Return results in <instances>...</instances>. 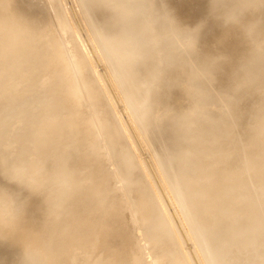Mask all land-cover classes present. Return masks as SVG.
Instances as JSON below:
<instances>
[{
	"label": "rangeland",
	"instance_id": "374dc122",
	"mask_svg": "<svg viewBox=\"0 0 264 264\" xmlns=\"http://www.w3.org/2000/svg\"><path fill=\"white\" fill-rule=\"evenodd\" d=\"M59 1V9L63 20L62 22H64L63 28H60L58 26V23L52 20L51 12H53V7L48 0H0V48H2L0 49V52L2 53V57L8 55V57H6L4 61L2 60L4 58L1 59L3 63L2 61H0V64H8V61L10 64L12 63L11 65L9 64L11 67H7L8 70L7 68H4L5 66H2L3 72L6 73L3 74L5 76H7L8 74V76L10 77L11 73L13 75L19 70H22V74L19 71L18 74H14L16 75V77L14 75V77H10L18 78L14 80L12 79L13 82L11 81V79H7L8 76L5 77V79H7L6 81H8L7 83L5 82V80L3 82L2 79H4V77L2 76V70L0 69V77H3H1L2 81L0 80V82L2 83L0 84L5 83L0 87H4V85L7 84V88L5 86L6 91L4 90V88L2 90H4L5 93L11 95L10 97H8L7 94H4V97L7 95L8 103H13L15 98H17L19 101L18 103L14 102L16 105H13H15L16 107L13 106L12 108H10L11 104H6L8 106H6L7 109L10 108L15 111L16 108H19L17 109L18 112L16 115L18 117H14L16 114L14 113V116L9 118L12 114L9 111L10 115H6L8 111H6L7 109H5L4 111H6V113L4 112L5 114L1 115L4 118H0V120L5 119L3 120V123L7 126L5 127L4 125L3 127L1 125L2 128L0 126V129L2 130L6 128V130L4 131H7V133L5 132L6 134L4 135H8L9 137L7 136V138L10 139H6V137L3 138L6 139V141L11 140L6 142V144L10 142L9 145L11 147L6 144L4 145V139H2L3 142L1 141L0 143L4 145V148L0 145V153L2 152L0 155V172H3H1V174L3 175L0 174V196H2L0 198V204H3L0 205V213L3 214H0V221L4 222L5 219L3 216H5V213H10L11 215L13 214V216H11L10 214H6L7 217L5 218L8 221L5 220V223H0V235L2 233V236H0L2 237L0 239V248L2 249L0 250L2 251L4 249L5 252L8 250L10 252V254L9 252H6L7 254H1L0 251V254L2 255L0 256V261L2 260L1 264H10V262L13 261V264L28 263L25 260L27 259V257H24L25 259L21 257L26 255L25 253L27 250L25 249L27 247V239L30 240L28 244L29 248L30 246L32 249L36 248L34 246L35 240H31L33 239L34 235H36L35 232H32L33 237H29L31 236V234H28L27 231L21 227V225L32 226L31 230L38 228V230L40 231L41 229V232L43 233L42 234L40 232L41 237H43V239L41 240V247H46L48 245L49 235L57 221V217L55 216L57 212L60 213L59 215L62 218V222L65 227H67V229L65 228V230H63L62 238L64 239H61V241L57 243H62L63 248L57 247V251L60 254L67 256V258H69L68 260L70 261V264H84L85 260L89 259L94 249L93 247L96 244L95 240L93 241L92 238H90V242L88 243V238L83 233L85 227L88 226L90 228L93 223V220H91L93 218V215H91V217L88 216L91 214L89 209L94 204L98 203V200L101 197L98 194V190L91 191V187L93 186L92 179L95 173L97 174L98 172H100L101 174L102 172V182H105L106 179H109V181L105 183L106 187H112V185L116 186L117 188H120L121 186L123 187L124 191H121V193L120 191H116L115 194L118 198L121 197V200L126 203L125 211L127 217L130 216L128 214L129 212H131V210L127 208H131V206L127 202V196L130 197L133 195L131 193V184L128 181L126 170L122 168V162L120 160L117 147L115 146V141L113 140L115 134L111 132V129L109 128V124L108 122H106L108 121V118L105 114L107 113V110L109 108L118 119L120 126H123L122 129L124 128V122L120 115H118L119 113L115 108V105L113 104L116 103L118 110H122L124 112L121 113L124 118L127 117L125 114L127 113L126 109L122 107L119 101L120 99L118 100L116 99V97V101L115 103H113L114 100L109 94L112 87L118 86L119 90L122 89V93H124V97L126 99V102H124L127 103V108L131 110L134 118L138 120L143 115L142 111H140V104H138L137 102L136 94L132 90V88L137 89V85L139 86L141 81L146 80H144V76L142 78L143 71H133L132 67L130 71L131 73H133V75H131L129 72L124 70V64H122L121 61L119 62V59L117 60L115 56V49L118 48L119 42L117 36L115 35V32L112 33L117 25L120 28L122 27V32L124 31V33L121 35L122 39L135 35L139 31L141 32L140 29H135L136 25L134 24V21L137 19L136 13L139 10L143 0H77L76 7H74L72 0H67V2L66 0ZM167 1L168 0H159L160 3H164V7L160 5L161 7L158 6L156 8L157 12L161 10L159 14H162V24L170 33H168V35H165L164 37L163 42H165L166 44L169 43V40L171 41L170 38H174L175 36L171 35V32L176 31L178 35L182 36L187 35L182 31L191 32V30L201 29L205 26V29L202 30V32H200L197 36V42L199 44H197L196 42L194 44L193 42L191 45L187 46V48H183L184 51L180 58L181 60L186 61V67L188 66L192 70L198 63L197 56L187 53L189 48H202L204 47L205 42L208 40H210L211 44L213 43L212 48L214 53L216 55H219L220 57H223L228 63L231 76L229 84L230 88H228V90L230 89L231 91L228 92L229 94L226 95V97L229 98L228 102L230 103V105L224 102L217 89H215L214 87L212 88V90H214L212 91V96L214 98L216 97V95L218 96L216 102L218 106L217 111L220 112L222 110V106L226 109L229 106V111H227V113H229L231 123L228 130L229 132L224 136L221 135L222 137L220 136L218 139L219 143H221V146L224 147L225 153L220 156L216 155V159L217 161L222 160L218 163L231 164L232 168H236L235 170H237V173L233 175L236 177L230 175L227 178L228 182H232V184L236 185L238 194L241 193L244 196L249 197L253 201L255 207L252 209L253 212H256V210L264 212V36H258L255 39V51L252 54L253 45L245 33V26L250 24H256L257 30L264 33V0H196L197 7H195V11L193 10L192 12H190L189 16H187V18L185 19V26H179L176 24V22L175 24L171 22L168 16H170L174 21L176 17L174 18L172 10H169L167 8ZM172 1L178 3L180 0H171V2ZM251 3L254 5H252ZM20 4L22 5V8L17 7ZM14 5L17 6L15 7ZM190 5L191 2L186 1V7H189ZM238 5H240V7H246V9H243L241 12L240 22L238 24L225 23L224 13ZM80 9L82 13L80 12ZM178 9L180 10V8ZM182 9L185 10L184 14L189 12L186 8L182 7ZM236 11L237 9L234 8L233 14L228 16L229 20H234L236 18ZM178 13H180V11ZM32 15H38L39 18H45L47 19V21L45 23L39 22L40 24L37 23V20H35L34 18L31 21ZM125 16H127V20L124 22V25H120L123 23L119 20L125 18ZM99 17L101 18V21L99 20ZM203 18H205V20ZM201 20H204V22L202 21L201 23ZM259 22L261 24H259ZM260 25H262V27ZM51 34H54V38ZM108 34L111 36L114 35L112 36L113 39L109 40L115 45V49L114 46H109L110 43L108 41ZM194 34L195 33L193 32V35ZM201 43H203V46H201ZM61 52L63 54H61ZM203 52L204 54L209 56L208 51L205 50ZM4 53H6V55H4ZM87 54H89L90 57ZM96 55L99 56L96 58ZM15 56L17 57L16 59H14ZM12 60L16 63H13ZM70 60L72 63L69 62ZM15 64H20V69L16 71L19 68L17 67V69L15 70L16 72L13 71L16 68L14 67ZM62 66L64 70L61 69ZM65 66L69 67L68 72L71 71V74L66 73V69H68V67ZM58 67H61L59 68L60 72ZM9 68L13 70L10 71ZM64 71H66L65 73L67 75L70 74L69 76L71 79L65 80V78H67V75L64 73ZM9 72L11 73L9 74ZM74 72L78 74H76V77ZM197 73L199 75V72ZM213 74L214 76L216 75L215 72H213ZM107 75H109L110 81L109 78L105 77ZM137 76L141 77V79ZM76 78L78 79V83ZM201 78L205 85L206 83H209V76H205V74L201 73ZM111 80L112 82H115L114 85L111 84ZM92 83L94 84V86H92ZM12 85L15 87V89H18V91L14 88L8 89L10 86L12 87ZM107 86L109 87L110 92H108ZM119 86L121 87V89L119 88ZM232 87H234V89ZM232 89L234 91H232ZM10 90H14L15 92L13 93ZM231 92L233 93V95ZM230 93L232 96H230ZM1 96L3 97L2 94L0 95V98L4 100V98H2ZM139 97L142 101H145L147 98L145 92L143 94H139ZM9 99L13 101H10ZM174 101L175 95L172 96V98L170 97L169 99L163 97L160 102V107L158 108H160V112L162 114L164 113V115H166V118H162L161 121L156 122L157 128L156 126L155 128L153 127L155 131L152 126L149 125L147 127L149 129V134L153 138V144H155V147L159 152V155L157 156L160 158V162H163V166L161 167L163 168L168 179L172 182L171 185L170 181L168 180L173 190L174 197L177 200L178 204L181 206V203H183V191L177 184L178 177L179 179L186 178L187 181H191L194 186L198 184V180L196 177L194 179V176H192L191 178L190 173H185L184 168L186 167L188 169V163H182L183 165L178 167V171L173 172L172 170L173 167L177 166L175 164L176 155L172 153L173 144L171 141V136L167 132L168 128L166 127V125H169V122L166 121V119H168L167 115L170 116L171 112L162 111L164 105ZM3 102H0L2 104L1 107H3L5 103H7ZM240 102L244 103V112H242L244 113V121H242L244 123L243 125L241 123L242 118L238 116L241 112L238 109V107L241 105ZM19 103L21 104V106H23H19ZM3 109H0L1 114ZM26 109H28L29 111L31 110V114ZM25 110L26 112H24ZM27 112L29 114L26 115H29V118L26 115L24 116V114ZM218 112L216 114H218ZM21 113L23 114L21 115L23 117L20 116ZM246 114L247 116L250 115V117H248V120ZM27 118L28 120H26ZM127 118L126 121L128 122ZM210 119V121H212L214 117L212 116ZM7 121L8 123L12 121V123L9 124H12L11 127H15V129L11 128L10 125L8 126V123H5ZM18 123L20 126L24 125L23 127L26 126L25 128H29L30 130L19 127ZM22 123H25L26 125ZM128 125L130 126V128L132 127L129 122ZM8 128H11V130L9 131ZM244 128L247 129L246 132L244 131L247 137L241 135L240 130H244ZM158 129L161 131H158ZM24 130H28L26 132L29 133V136H27V140L25 137L28 133L24 132L25 135H22ZM130 130H133V128H131ZM17 131L22 133L21 135L23 136V140L25 139L24 141L21 140L22 144L17 143L16 139L14 138L15 136L16 138L20 137L17 135V133H19ZM8 132H11L13 136ZM0 133L3 134L2 131ZM14 133H16L15 136ZM133 133L135 134L134 131ZM133 133L131 131V134ZM30 135L33 136L32 138H34V136H36V138L39 136L40 140L38 142L43 152V157L41 158V161L39 163L40 165H38L37 167L36 165L35 167L32 166V168L27 167L32 159V151L28 145L32 140ZM135 135L133 137L137 142H139L138 137H135ZM0 138H2V136ZM255 140H257L258 145H256ZM19 141L20 140L18 139V142ZM17 144L19 148L17 147ZM6 146H8L9 149H6ZM139 146L141 147L142 145ZM140 149L142 151V147ZM12 150L15 156H13L14 154H12ZM194 151L196 152V150ZM143 152L144 153L141 155L142 159H144L146 163L148 162L149 165H151L150 169L151 171H153V174L151 173V175L148 169L150 175L148 176V178L151 177L153 181H155V183L158 185L160 191H162V183L160 181V178L158 176L156 178L155 176V170L153 169L152 164H150V159H148L149 156H146V149H144ZM148 153L150 154V150H148ZM10 154L12 157H10ZM257 157H259V159L257 163L254 164V161L257 160L255 158ZM1 158L7 159L2 160ZM9 158L14 159L10 160ZM146 158L148 161H146ZM151 158H153V156ZM162 158H164V160ZM253 166L254 168H256V171H252ZM117 169H119L120 171ZM46 172L47 174H45ZM153 175L155 176L154 178L152 177ZM184 181L186 182L185 179ZM180 184H184V182ZM98 187L100 189V186ZM2 188H4V192L2 191ZM2 193H6L7 195L5 194V196ZM163 193L165 204L167 205L174 221L176 220L175 224L180 234L179 237L181 238L177 239L176 237V239H174V241L178 240L175 246V250L178 254L177 259L179 258L178 261H175V264H205V258L207 259V261H210L209 242L211 243V240L207 242V240L205 239L206 234L204 232L206 230V223L201 221V218L202 215L205 217V219L211 218L209 217L211 215L210 209L216 203V201H213L214 198H210L209 195H205L206 193L204 194L202 191L201 195L198 198L201 200V205H203V207L195 204L194 200V206L191 201L188 203V208L185 207V211L183 210V214H185L186 218L188 219L186 220L188 221V224H190L189 231V228L186 225L185 229L183 228L185 222H183L182 220L180 221V219L176 215L174 206H172L171 202L166 197V192L163 191L162 194ZM3 196H5L4 198L8 199L5 203H3L5 201L3 199ZM7 196L9 198H7ZM11 197L13 198L11 199ZM131 198L133 200L132 205H134L133 209H135L136 199H134V196H132ZM243 198L244 197L233 199V196L231 198L229 197L225 201V204L221 205L219 208H221L220 210L225 214H234L236 220H238L237 218L241 216L240 212L242 209V206L239 204L241 202L243 203ZM7 201L9 202V205L13 204V206L11 205V208L10 206L7 207ZM173 201L175 202L174 199ZM204 208L206 214L202 213V209ZM83 209L84 211H87L86 219H84L80 215ZM8 215L11 217L9 218ZM140 216L139 221L141 223L144 220L141 219ZM177 221L178 223H176ZM6 223L9 225H7ZM7 226H10V229H8ZM94 226L92 227V229L94 228ZM12 231L13 233H16L13 234ZM132 231L133 233H135V225L132 226ZM8 232H11L10 235L8 234ZM17 234L19 237V241H17ZM171 234V237L175 238V234ZM3 237H6L7 240ZM2 239H4L5 242L8 241V244L5 243ZM13 239L16 240V243H14L15 241ZM9 240H12V242H9ZM54 240H56L55 237ZM260 240L262 241V244L256 245H260L261 248L264 249V234H261ZM174 241L172 240V246L174 244ZM17 242H19L20 244ZM142 242L145 243V240H143ZM148 243L149 245H151L152 243L150 238L148 239ZM2 244H4V246ZM9 244L13 246L10 248ZM14 244L19 245L20 248L19 246L14 247ZM6 246L7 250L5 248ZM16 247L18 248L16 249ZM11 249H16L17 251L19 249L18 252L22 251L21 253L23 255L19 253L21 256H17L16 254H18V252L16 253L15 250L11 252ZM4 250L2 252H4ZM123 251L127 252V256H125V258L127 257L128 259V255L131 254H128V251L130 250L127 247L126 249H123ZM148 253L149 251L146 250V254ZM142 254L144 256V259H149L147 263L149 264V261H151L152 259L151 256L148 257V255L146 257L144 251ZM4 255H6V257ZM7 255L8 257L11 255L10 257L12 259L10 257L9 259L12 261L6 259L8 258ZM13 255L15 257L17 256L18 258H16L19 260L23 258L22 261L24 263L21 260V263H16V261L18 262V260L14 259ZM156 259L157 261L160 260L159 257H156L154 261H156ZM254 259L256 258H253L251 262L254 261ZM106 260L107 264H112L115 261L114 258H105L104 264L106 263ZM120 261L118 260V262ZM115 264H117V261ZM252 264H264V256L257 262Z\"/></svg>",
	"mask_w": 264,
	"mask_h": 264
},
{
	"label": "bare ground",
	"instance_id": "6f19581e",
	"mask_svg": "<svg viewBox=\"0 0 264 264\" xmlns=\"http://www.w3.org/2000/svg\"><path fill=\"white\" fill-rule=\"evenodd\" d=\"M48 1L51 4V6L53 7V12H51L52 13L51 14L52 20H54L56 23H58V26L60 28H63L64 22H62L63 21L62 15H61L60 9H59L60 1L59 0H48ZM76 1L77 0H72L74 7L77 6ZM186 1L191 2V5L189 7H186ZM261 1H263V0H261ZM66 2H67V0H66ZM159 3H160L159 0H143L142 1V4L140 5L139 10L136 13L137 19L135 20V18H134V20H135L134 24L136 25L135 29L136 30L140 29L141 32L139 31L135 35H132V36H129V37L122 39L121 35L124 33V31L122 32V29H121L122 27L120 28L117 25V27L114 28V31L112 33L115 32V35L117 36L118 42H119L117 49H115L116 48L115 45L112 42H110V40H109V39H113L112 36H114V35L111 36L108 34V41L110 43L109 46L110 45H112V47L114 46V49L116 50L115 56H116L117 60L119 59L118 60L119 62L121 61L122 64H124V66L122 65L124 70L129 72L131 75H133V73H131V71H130V69L132 67H133V71H135V70H138L140 72L143 71L142 78L144 76V80L146 79L145 81H141L139 86L137 85V89L132 88V90L136 94L137 102H138V104H140V111H142V114H143L138 120H136L134 118V115L132 114L131 110L127 108V103H125L126 99L124 97V93H122L123 91H122L121 87L119 86V88L121 89V90H119L118 86H114L115 88L110 86V87H112L111 92H110L109 87H108L109 85L107 86L108 92H110L109 94L111 95V97L114 100L113 103H115V101H116L115 97L118 100L120 99L119 101H120L122 107L124 109H126V112H127L125 114L128 118L127 117L124 118L121 114L124 112L122 110H120L122 112H120L118 110L116 103L113 104V105H115V108L117 109V111L119 113L118 115H120V117L122 118V120L124 122L125 126L123 129H122L123 126L122 127L120 126L118 119L115 117V115L112 113V111L109 108H108L107 113L105 115L108 118V121H106V122H108L109 128L111 129V132H113L115 134L113 140L115 141V146L117 147V151L119 153L120 160L122 162L121 163L122 168L126 170L128 181L131 184V193L133 194L132 196L135 197L134 199H136V204H135L136 207H135V209H133L134 205H132L133 204V200L131 198L132 196H130V197L127 196V198H128L127 202L131 206V208L127 207L128 209L131 210V212H129V214H128L130 216L127 217L126 211H125V209H126L125 204L126 203L123 200H121V197L118 198L117 195L115 194L116 191H118V192L120 191V193H121V191H124L123 187L121 186L120 188H117L116 186H113L112 184H111L112 187H106L105 183L108 182L109 179H106L105 182L104 181L102 182V179H103L102 172H101V174H100V172H98L97 174L95 173V175H94L95 178L93 177V179H92V185L93 186L91 187V191L98 190V194L101 197L98 200V203L94 204L89 209L91 214L88 216L91 217V215H93V218L91 219V220H93V223H92V226L90 228L88 226H86L83 233L88 238V240H89V241L87 240L88 243L90 242V238H92L93 241L95 240L96 244L93 247L94 249L92 251V254L90 255L89 259L85 260L84 264H104L105 258H108V259L114 258L115 261L112 264H115L116 261H117V264H147L149 259L148 258H147L148 260L144 259V256L142 254L143 251H144V254H146V250L149 251V253L146 254V257L149 255L148 257L151 256V258H152L151 261H149L150 262L149 264H175L176 263L175 261H178L179 258L177 259L178 254L176 253V250H175L176 249L175 246H176L178 240L174 241V239H176V237H177V239H181V238L179 237L180 234H179L178 229H177L176 224H175L176 220L174 221L171 213L169 212L167 205L165 204L164 197H163L164 193L162 194L163 191L166 192V195H167L166 197L171 202L172 206H174L176 215L178 216L180 221L182 220L183 222H185L183 228L185 229V227L187 226L189 228V231H190V227H189L190 224H188V221H187L188 219L186 218L185 214H183V210L185 211V207L188 208V203L191 201L193 206L195 203V204L203 207V205H201L202 204L201 200L198 198L201 195L202 191L204 194L206 193L205 195H209L210 198H214L213 201H216V203L210 209L211 215L209 217H211V218L205 219V217L203 215L201 218V221L206 223V230L204 232L206 234L205 239L207 240V242L209 240H211V243L209 242L210 261L209 260L207 261V259L204 257L205 258V260H204L205 264H247V263L252 264V263H255L260 258H262L264 256V252H263L264 249H262L260 245H256V244H262L261 243L262 241L260 240V238H261V234H264V231H263L264 230V212L258 211V210H256V212H253L252 209L255 208L253 201L249 197H246L241 193L238 194V190L236 188V185L232 184V182L231 183L228 182L227 178L230 175L233 176L237 173L236 172L237 170H235L236 168L235 169L232 168L231 164L218 163V162H221L222 160L217 161V159H216V157H217L216 155L220 156V155H223L225 153V149H224V147L221 146V143H219L218 139L221 135L224 136L229 132L228 130H229V126L231 123H230L229 113H227V111H229V106L227 107V109L222 106V110L220 112L217 111L218 106H217L216 102H217L218 96L216 95L215 98L212 96L213 95L212 91H214V90H212V88L214 87L215 89H217L219 91L220 95L222 96L224 102H226L228 105H230V103L228 102L229 98L226 97V95L229 94L228 92L231 91L230 89L228 90V88H230L229 84H230V80H231L228 63L226 62V60L223 57H220L219 55H216L214 53L213 48H212L213 43L211 44L210 40H208L205 42V45L202 48H198V49H197V47L194 49H192L193 47L189 48L187 53L197 56V58H198L197 62L198 63L192 70L188 66L186 67V64H187L186 61L181 60L180 56L182 55V53L184 51L183 48L184 47L187 48V46L191 45L193 43V40L191 39V37L189 35L180 36V35H178V33L176 31H174V32L170 31L171 35H175L174 38L173 37L170 38L171 41L169 40L168 41L169 43H167V44L165 42H163L165 35H168L169 32L162 24V22H163L162 14H159L161 12V10L158 12L156 10V8L160 5L164 7V3H160V4ZM252 3H254V2H252ZM246 4H247V2H246ZM252 5H254V4H252ZM14 6L16 7L17 5H14ZM21 6L22 5L20 4L17 7L22 8ZM182 7L186 8L189 12L184 14L185 10H183ZM195 7H197L196 0H180L178 3L173 2V1L171 2V0L167 1V8L169 10L170 9L172 10V14H173L174 18L176 17L175 22L179 26L180 25L185 26V19L187 18V16H189L190 12H192ZM178 8H180V10ZM173 9H174V11H173ZM178 10L180 11V13H178L179 12ZM71 11H72V9H71ZM80 12H81V9H80ZM206 12H207V10H206ZM73 16H74V13H73ZM31 17H32L31 21L34 18L35 20H37V23H39V22L45 23L47 21V19H45V18H42V17L39 18L38 15L37 16L32 15ZM203 19L205 20V18H203ZM99 20L101 21L100 17H99ZM126 20H127V16H125V18H122L121 20H119L123 23L120 25H124V22ZM204 20H201V23H202V21L204 22ZM259 24H261V23L259 22ZM49 26H47V27H49ZM260 26L262 27V25H260ZM204 29H205V26L201 29H198V31L194 32L195 33L194 34L195 35V42L197 44H199L197 42V36ZM49 31H50V29H49ZM53 38H54V36H53ZM186 39H188V40H186ZM61 41H62V39H61ZM53 46H55V45H53ZM201 46H203V43H201ZM198 47H199V45H198ZM0 49H2V48H0ZM79 50H81V49H79ZM205 50L209 52V56L204 54L203 51H205ZM90 53H91V51H90ZM61 54H63V53L61 52ZM4 55H6V53H4ZM59 55H60V53H59ZM87 55H89V54H87ZM98 56L96 55V58ZM0 57H1L0 61H2V60L4 61L5 58L8 57V55L5 57H2V53H1ZM60 57H61V55H60ZM89 57H90V55H89ZM2 58H4V59H2ZM16 58L17 57L15 56L14 59H16ZM62 59H64V58H62ZM81 59H82V57H81ZM91 60H92V58H91ZM3 61H2V63H3ZM12 62H13V60H12ZM69 62L72 63L71 60ZM65 63H66V61H65ZM9 64H10L9 61H8V64H5V65L0 64V69L2 70V71L1 70L0 71L2 72V74L3 73L6 74L5 72H3L2 66H5L4 68L11 67L10 65L12 63L10 65ZM15 65H14V67H16V68L14 70L11 68H9V70L15 71L17 69V67H19L20 64L19 65L15 64ZM63 65H64V63H63ZM65 67H68V66H65ZM24 68H25V66H24ZM59 68H61V67H58V69ZM196 68H198V69H196ZM19 69H20V67L16 71H18ZM61 69L64 70L63 66ZM7 70H8V68H7ZM68 70H69V67H68V69H66L67 72L64 71V73L65 72L66 73L71 72V71L68 72ZM4 71H5V69H4ZM21 71H20V73H21ZM18 72H16V73L18 74ZM59 72H60V69H59ZM197 72H199V75ZM213 72H215V74H216L215 76H214ZM10 73L11 72H9V74ZM16 73H14V74H16ZM201 73L205 74V76H209L210 80H209V83H206V85L202 81ZM4 74L2 75L4 77V79H2L3 82L5 80V82L8 83V81H6L7 79H9V80L11 79L12 82L14 79H18V78H10L14 75V74L12 75V73H11L10 77L7 74V76L9 78L7 76H5ZM76 74L77 73H75V77H76ZM0 75H1V73H0ZM69 75H67V78H65V76H64L65 80L71 79ZM14 76L16 77V75H14ZM1 77H0V80H1ZM5 77H7V79H5ZM105 77L109 78V75H107ZM137 77H139V76H137ZM135 78H136V76H135ZM139 78L141 79V77H139ZM76 80L78 83L77 78H76ZM109 81H110V78H109ZM111 82H112V80H111ZM0 83H2V82H0ZM114 83L115 82H112L111 84L114 85ZM3 84H5V83H3ZM3 84H0V86ZM5 86L7 88V84L4 85V87H0V89L2 91V93L0 91V95L2 94L3 97L2 96L1 97L4 98V100L6 99L4 101L3 99L0 98V102H3V101H4L3 103L7 102L3 106L4 109H3V107H1L2 104L0 103L1 104L0 109H3L2 114L0 112V116L5 114L6 111H8V113H6V115H7V114H9V111H10L12 115L9 114L10 115V117L8 115L9 118L14 116V113H16L14 117H18L16 115L18 112L17 109H19V108H16V110H15L16 112L10 108H12L13 106L16 107L15 103L16 102L18 103L19 101L17 98H15V100H14L15 103L14 102L8 103V97H10L11 95L5 93V91H6ZM8 86H9V84H8ZM92 86H94V84ZM3 88L5 91L2 90ZM10 88L15 89V87L13 85H12V87L10 86L8 89H10ZM232 88L234 89V87H232ZM233 89H232V91H234ZM15 90L18 91V89H15ZM10 91H12L13 93L15 92L14 90H10ZM10 91H7V92H10ZM119 91H121V92H119ZM144 92H145V95L147 96V98L145 101L144 100L142 101V100H140L139 94H143ZM231 93H230V96L233 95V93H232V95H231ZM4 94H7L8 97H7V95L4 97ZM174 95H175V101L164 105V108L162 111V112H164V111L171 112L170 116L167 115L168 119H166V121L169 122V125H166V127L168 128L167 132L171 136V141L173 144L172 153L174 155H176L175 164L177 166L173 167L172 170H173V172L178 171L179 170L178 167H180L181 165H183L185 163H188V169L186 167L184 168L185 173H187V172L190 173L191 178H192V176H194V179L196 177L198 180V184L196 186H194L193 183L189 180L187 181V179L184 178V176H183V178L186 180V182L184 181V179H179V177H178L177 184L183 191V196H182L183 203H181V206L178 204L177 200L175 199L174 194H173V190H172V188L168 182L169 179L166 176L163 168L161 167V166H163L162 165L163 162L161 163L160 158L157 156V155H159V152L156 149L155 144H153V138L149 134V129L147 127L150 125V126H152V128L153 127L155 128V126L157 128L156 122L161 121L162 118H166V115H164V113L162 114L160 112V108H158V107H160V102H161V99H163V97H166L169 99L170 97L172 98V96H174ZM12 97H11V99H12ZM15 97H16V95H15ZM11 99H9V100L13 101ZM118 100H117V103H118ZM6 104L7 105L11 104V107L9 106L10 110L7 109L8 106ZM13 104H15V105H13ZM240 104L241 105L238 107V109L241 112L239 113L238 116L240 118H242L241 123L243 125L244 123L242 121H244V118H243L244 113H242V112H244V107H243L244 103L240 102ZM19 106H21V104ZM5 109H7V110L4 111ZM21 109H23V108H21ZM24 109H25V106H24ZM26 110L29 111L28 109H26ZM26 110L24 112H26ZM19 111H21V110H19ZM30 111H29V113H30ZM217 112H218V114H216ZM29 113L28 112L25 113L24 116L26 114H29ZM125 114H124V116H125ZM6 115H5V117H6ZM21 115H23V114L21 113L20 116ZM26 116L28 117L29 115H26ZM212 116L214 117V119L212 121H210L211 120L210 118ZM246 116H247V114H246ZM21 117H23V116H21ZM248 117H250V115L247 116V120H248ZM0 118H4V117L1 116ZM28 118L26 120H28ZM126 118L128 119V122L132 126L131 128H133V130H130L131 128L128 125V122L126 121ZM3 120H5V119L0 120V122L2 121L0 123V126L2 125L4 127L5 124L3 123ZM17 121H18V119H17ZM17 121H16V123H17ZM24 122H26V121H24ZM5 123H8V121ZM9 123H12V121ZM9 123H8V126L10 125V127H11L12 124H9ZM14 123H13V125H14ZM22 124H25V123H22ZM18 125H19V123H18ZM2 126H1V128H2ZM23 126L24 125H22V126L19 125V127H21V128ZM5 127H7V126L5 125ZM25 127H23V128L29 129V128H25ZM97 127H99V126H97ZM11 128L15 129V127H11ZM11 128H8L9 131L11 130ZM4 130H6V128L2 129V130L0 129V132L1 131L3 132V134L0 133V137L2 136V138H0L1 139L0 143H1L2 139H4L5 137H6V139H10V138H7L8 135H4L7 133V131H4ZM22 130H20V131H22ZM98 130H100V129H98ZM26 131H28V130H26ZM26 131L24 130L23 134L20 133L19 131H17V132H19V133L16 132L17 135L20 136L17 138L15 136L16 133H14V136H15L14 138L16 139L17 143L20 144L22 142L21 140H23V136L25 135L24 132H26ZM131 131H132V133H133V131L135 132L136 135L134 133L133 134L135 135V137L136 136L138 137L139 142H137L135 140V138L133 137L134 135L131 134ZM154 131H155V129H154ZM158 131H161V130L158 129ZM244 131L246 132L247 129L244 128V130H240L241 135L244 137H247V135L245 134ZM11 132H8V133H11ZM26 133H28V132H26ZM99 133H100V131H99ZM100 135H102V134H100ZM12 136H13V134H12ZM27 136H29V133L26 134V137H25L26 140L28 138ZM30 137L32 138L33 136L30 135ZM20 138H22V139H20ZM6 139L3 140L4 145L6 144V142L11 141V140L6 141ZM18 139L20 140L19 142H18ZM39 140H40L39 136L37 138H36V136H34V138H32V140L28 144L29 147L31 148V151H32V153H31L32 159L29 162V165L27 167L32 168V166L35 167V165H36V167H37L38 165H40L39 163L41 161V158L43 157V152L40 148V145L38 142ZM102 141H104V140H102ZM255 141H256V145H258L257 140H255ZM9 143L6 145H9ZM138 143H140V144H138ZM24 144H26V143H24ZM249 144H251V143H249ZM0 145H1V147L3 146V148H4L3 144H0ZM139 145H142L141 146L142 151H141V149H140L141 147ZM115 146H114V149H115ZM6 147H5L6 149H9L8 146H6ZM9 147H11V146L9 145ZM17 147L19 148L18 144H17ZM144 149H146V154H147L146 156L147 157L149 156L148 159H150V162H151L150 164H152L153 169L155 170L154 173H155L156 178H157V176L160 178V181H161L162 186H163L162 191H160L158 185L155 183V181H153V179L151 177L148 178V176H150L149 171H150V174L153 171H151V169H150L151 165H149L148 162L146 163L145 160L142 159V157H141V155L144 153L143 152ZM148 150H150V154L148 153ZM194 150H196V152ZM1 153H0V155H1ZM151 153H152L153 158H151L152 157ZM12 154H14L13 150H12ZM13 156H15V154ZM10 157H12L11 154H10ZM14 158H16V157H14ZM14 158H12V159H14ZM6 159H2V160H6ZM12 159H10V160H12ZM162 159L164 160V158H162ZM166 159H167V157H166ZM255 159H257V160L254 161L255 162L254 164L257 163L259 157L255 158ZM146 161H148L147 158H146ZM216 162H217V164H216ZM213 164H215V165H213ZM0 167H1V165H0ZM148 169H149V171H148ZM117 170H119V169H117ZM5 171H6V169H5ZM252 171H256V168H254V166H253ZM1 172H0V174H1ZM119 173H118V175H119ZM45 174H47V172ZM1 175H3V174H1ZM155 176L153 175L152 177L154 178ZM233 177H236V176H233ZM150 178H151V180H150ZM117 181H119V180H117ZM182 182H184V184H180ZM170 183L172 185L171 181H170ZM98 186H100V189ZM3 189L4 188H2V191H3ZM6 193H2V194L5 195ZM10 193H11V191H10ZM0 194H1V190H0ZM63 194H64V192H63ZM5 196H3V199L5 200V201L2 200V201H4L3 203H5L6 200H8V199L4 198ZM8 196H7V198H9ZM58 196H59V194H58ZM232 196H233V199L244 197L243 203L241 202L239 204L242 206V209L240 212L241 216L239 218H237L238 220H236L234 214H225L220 210L221 208H219L221 205L225 204V201L229 197L231 198ZM1 197L2 196H0V198ZM12 198L13 197H11V199ZM173 199L175 200V202L173 201ZM193 200H194V203H193ZM7 203H8L7 207L10 206V208H11V205L13 206V204H11V202H10L11 205H9L8 201H7ZM4 206H5V204H4ZM181 207H182V209H181ZM84 209H86V208H84ZM84 209L80 213V215L84 219H86L87 218V215H86L87 211L86 210L84 211ZM10 210H9V212H10ZM1 211H2V209H1ZM12 212H14V211H12ZM57 213L55 215L57 217L56 218L57 221L55 223L53 230L51 231V233L49 235V241H48V245L46 247H44V246L41 247V240L43 239V237H41V234H40V232L42 231L41 229H40V231L38 230V228L31 230L32 226L21 225V227L23 229H25L28 234H31V236H29V237H33L32 232H35L36 235L38 233L37 236L34 235L33 239H31V240H35V244L33 242L34 246L36 247L35 249H32L31 246L29 248L28 244H29L30 240L27 239V241H26L27 247L25 249L27 251H26V253L24 252L26 254V255L24 254L25 256H21L19 254L22 251L18 252L19 249H18V251L16 250L18 247H16V249H14L16 251V253L18 252V254H16L17 256L20 255L23 258L27 257V259L29 261L24 258L28 262L26 264H70L69 263L70 261L68 260L69 258H67V256H65V255L60 254L57 251V247L63 248L62 243H61L62 245L60 243L59 244H57V243L59 241H61V239H64V238H62L63 237V230H65V228L67 229V227H65V225L62 222V218L59 215L60 213H58V214ZM202 213L206 214L205 208L202 209ZM6 214H10V213H5V216H3L5 220H7L5 218V217H7ZM1 215H3V214H1ZM11 216H13V214ZM11 216H9V218ZM139 216L141 217V219L144 220L141 223L139 221V219H140ZM174 217H175V215H174ZM32 219H33V217H32ZM5 220H4V222L0 221V223H5ZM178 221L176 223H178ZM7 225H9V224H7ZM133 225H135V233H133V231H132ZM93 226H94V228L92 229ZM9 227H8V229H10ZM3 229H6V228H3ZM23 229H20V230H23ZM10 233L8 232L9 235H10ZM12 233H13V231H12ZM15 233L16 232H14L13 234H15ZM171 233L175 234V238L171 237V235H172ZM0 236H2V233ZM17 237H18V234H17ZM54 237L56 240H54ZM1 238L2 237H0V239ZM149 238L152 241L151 245H149V243H148ZM4 239H6V237ZM4 239H2V240H4ZM20 240H21V238H20ZM143 240H145V243L142 242ZM172 240L174 241L173 246L171 244V243H173ZM14 241L13 242L16 243V240H14ZM17 241H19V237H18ZM4 242H5V240H4ZM7 242H5V243H7ZM9 242H12V240L11 241L9 240ZM17 243H19V242H17ZM212 243H213V245H212ZM2 245L4 246V244H2ZM249 245H250V247H249ZM12 246L13 245H10V248ZM15 246H19V245L14 244V247ZM125 246H127L128 249L130 250V251H128V254L131 253L128 255V259H127V257L125 258V256H127L126 255L127 252L123 251V249L127 248ZM21 247H22V245H21ZM5 248L7 250V246ZM19 248H20V246H19ZM0 249H2V248H0ZM14 250L11 249L10 251L12 252ZM2 251H1V254L9 252V250L6 252H5V250H4V252H2ZM1 254H0V256H2ZM9 254H10V252H9ZM4 256L6 257V255H4ZM7 257H8V255H7ZM9 257L6 259H9ZM16 257L14 256V259L18 260V262L16 261V263H21L20 260L22 261L23 258L20 257L21 259L19 260V259H17L18 257L17 258ZM156 257H159L160 260L157 261V259H156V261H154V259ZM253 258H256V259H254V261L251 262V260ZM120 259H121V261H120ZM118 260L120 262H118ZM1 261H0V264H1ZM10 261H12V260H10ZM6 262H9V261H6ZM13 262H10V264H13ZM105 264H107V260H106Z\"/></svg>",
	"mask_w": 264,
	"mask_h": 264
},
{
	"label": "clouds",
	"instance_id": "9594fccd",
	"mask_svg": "<svg viewBox=\"0 0 264 264\" xmlns=\"http://www.w3.org/2000/svg\"><path fill=\"white\" fill-rule=\"evenodd\" d=\"M234 8L237 9V11L235 13L236 18L234 20H229L228 16L233 14V9ZM234 8H232V9H230V10H228V11H226L224 13L225 23H236V24H238L240 22L241 12H242L243 9H246V7H240L238 5V6L234 7ZM168 17L170 18L171 22L173 24H175V21L170 16H168ZM195 31H198V29L197 30H192L191 32H188V31H182V32H184L185 34L189 35L191 37V39L193 40L194 44H195V37L193 35V32H195ZM245 33H246L247 37L250 39V41H251V43L253 45V50H252V54H253L254 51H255V43H254L255 39L258 36H264V33L259 32L257 30V25L256 24H250V25L245 26Z\"/></svg>",
	"mask_w": 264,
	"mask_h": 264
}]
</instances>
